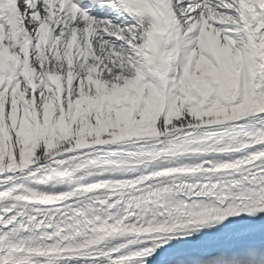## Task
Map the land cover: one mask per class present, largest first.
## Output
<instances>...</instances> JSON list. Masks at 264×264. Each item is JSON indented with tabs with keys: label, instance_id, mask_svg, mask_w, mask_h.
I'll list each match as a JSON object with an SVG mask.
<instances>
[{
	"label": "snow or ice",
	"instance_id": "obj_1",
	"mask_svg": "<svg viewBox=\"0 0 264 264\" xmlns=\"http://www.w3.org/2000/svg\"><path fill=\"white\" fill-rule=\"evenodd\" d=\"M0 264H264V0H0Z\"/></svg>",
	"mask_w": 264,
	"mask_h": 264
}]
</instances>
